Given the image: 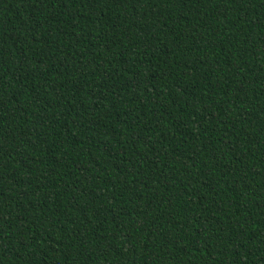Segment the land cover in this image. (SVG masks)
Wrapping results in <instances>:
<instances>
[{
    "label": "trees",
    "instance_id": "obj_1",
    "mask_svg": "<svg viewBox=\"0 0 264 264\" xmlns=\"http://www.w3.org/2000/svg\"><path fill=\"white\" fill-rule=\"evenodd\" d=\"M0 264H264V0H0Z\"/></svg>",
    "mask_w": 264,
    "mask_h": 264
}]
</instances>
